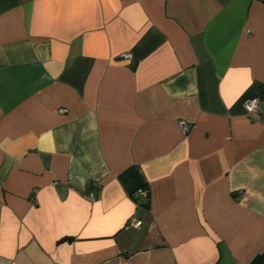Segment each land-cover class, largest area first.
I'll use <instances>...</instances> for the list:
<instances>
[{
  "label": "crops",
  "instance_id": "1",
  "mask_svg": "<svg viewBox=\"0 0 264 264\" xmlns=\"http://www.w3.org/2000/svg\"><path fill=\"white\" fill-rule=\"evenodd\" d=\"M262 252L264 0H0V264Z\"/></svg>",
  "mask_w": 264,
  "mask_h": 264
},
{
  "label": "built area",
  "instance_id": "2",
  "mask_svg": "<svg viewBox=\"0 0 264 264\" xmlns=\"http://www.w3.org/2000/svg\"><path fill=\"white\" fill-rule=\"evenodd\" d=\"M128 56H129V54H127V53H123L120 55L121 58H127ZM243 106H244V109H245L247 114L257 113L258 98L253 97L251 99L246 100L244 102ZM59 110L65 111L64 108H60ZM178 124H179V127L181 128V130H183L184 132L187 131L188 127H187V124L185 123V121L179 120ZM135 196H137L140 200H144L147 198V190L144 187H139L135 190ZM89 197L93 199L92 194H89ZM131 223L134 226H138L140 224V221L136 220L135 218H132Z\"/></svg>",
  "mask_w": 264,
  "mask_h": 264
},
{
  "label": "trees",
  "instance_id": "3",
  "mask_svg": "<svg viewBox=\"0 0 264 264\" xmlns=\"http://www.w3.org/2000/svg\"><path fill=\"white\" fill-rule=\"evenodd\" d=\"M134 199L136 200L137 204L139 206H147V202H148V194H147V198L144 200H140L137 196L134 195ZM249 264H264V252L257 254L250 262Z\"/></svg>",
  "mask_w": 264,
  "mask_h": 264
}]
</instances>
